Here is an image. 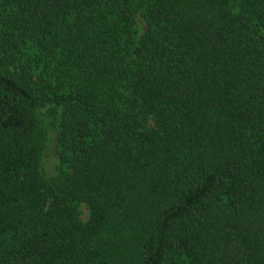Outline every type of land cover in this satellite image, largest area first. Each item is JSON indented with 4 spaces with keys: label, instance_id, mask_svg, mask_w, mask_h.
<instances>
[{
    "label": "trees",
    "instance_id": "1",
    "mask_svg": "<svg viewBox=\"0 0 264 264\" xmlns=\"http://www.w3.org/2000/svg\"><path fill=\"white\" fill-rule=\"evenodd\" d=\"M0 264H264V0H0Z\"/></svg>",
    "mask_w": 264,
    "mask_h": 264
},
{
    "label": "rangeland",
    "instance_id": "2",
    "mask_svg": "<svg viewBox=\"0 0 264 264\" xmlns=\"http://www.w3.org/2000/svg\"><path fill=\"white\" fill-rule=\"evenodd\" d=\"M238 0H232L236 2ZM145 31V24L140 16L136 19L135 32L140 37ZM60 110L50 111L43 109L36 114L35 123L38 129L33 135L35 142L41 147V176L51 181L58 176V154L56 148V138L59 132ZM81 218L87 221L89 211L86 206H82ZM133 223L128 220L124 212H112L108 223L101 236V243L104 239L108 244L109 255L114 260L129 261L133 259V248L131 243L134 238Z\"/></svg>",
    "mask_w": 264,
    "mask_h": 264
}]
</instances>
